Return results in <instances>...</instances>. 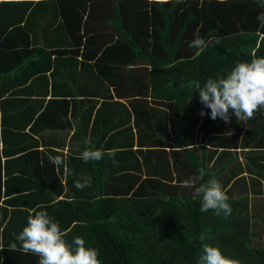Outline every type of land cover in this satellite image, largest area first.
Segmentation results:
<instances>
[{
  "label": "trees",
  "instance_id": "1",
  "mask_svg": "<svg viewBox=\"0 0 264 264\" xmlns=\"http://www.w3.org/2000/svg\"><path fill=\"white\" fill-rule=\"evenodd\" d=\"M261 12L256 0H0V264H38L9 247L34 208L59 222L69 242L79 236L96 248L101 264H196L204 243L238 264H264L251 228L264 215L250 211L247 194L223 189L232 209L225 218L201 212L200 198L184 186L200 168L204 181L217 176L210 154L194 145L198 127L221 147L219 158L250 144L249 169L264 175V109L246 125L234 115L226 124L200 115L210 110L192 87L264 57ZM196 35L211 41L202 52L189 47ZM123 91L133 113L112 99ZM143 96L151 98L144 112L134 105ZM131 115L141 137L135 149ZM149 117L147 131L141 125ZM71 123L80 146L64 157L48 143L54 134L39 131ZM123 135L128 140L117 142ZM86 147L115 152L116 163L107 155L85 163ZM57 155L66 171L49 162ZM78 169L90 187L73 190L69 171ZM228 179L218 182H237Z\"/></svg>",
  "mask_w": 264,
  "mask_h": 264
},
{
  "label": "clouds",
  "instance_id": "2",
  "mask_svg": "<svg viewBox=\"0 0 264 264\" xmlns=\"http://www.w3.org/2000/svg\"><path fill=\"white\" fill-rule=\"evenodd\" d=\"M152 2L165 4L169 0H152ZM256 2L264 7V0H256ZM256 19L264 27V12L259 13ZM210 44L211 41L206 42L196 35L189 43V47L202 52ZM192 87L193 91L198 92L200 103L210 110L205 113L202 108L201 116L207 114L211 119L220 118L227 124L234 115L238 123L246 125L248 120L255 117L256 112L264 109V57H254L249 62L238 61L226 76L208 78L203 86L196 83ZM105 155L116 163L115 152L111 150L105 152L90 147H86L81 152L80 159L87 163L99 161ZM48 160L54 167L64 163L60 155L49 156ZM206 174V170L200 168L196 175L184 181V186L193 188L194 196L200 198L201 212L211 210L217 216L222 214L227 218L232 212L228 203L229 197L216 179L209 178L204 181ZM90 186L89 180L74 182L77 190ZM42 207L44 206H38V208ZM67 235L68 233L61 229L59 222L55 221L47 211L34 208L27 218L26 226L15 236V242L9 247L13 251L22 250L26 254L37 256L38 264H101L100 254L96 248L86 246V241L79 236L69 242ZM196 264H238V262L225 256L218 247L204 243Z\"/></svg>",
  "mask_w": 264,
  "mask_h": 264
},
{
  "label": "crops",
  "instance_id": "3",
  "mask_svg": "<svg viewBox=\"0 0 264 264\" xmlns=\"http://www.w3.org/2000/svg\"><path fill=\"white\" fill-rule=\"evenodd\" d=\"M112 99L119 100L120 102L124 103V105L127 107L129 112L133 113L132 110L130 109L131 106L129 105L130 100H128L130 99V96H127L126 92L123 91L122 94L120 95L112 93ZM142 99H143V102L141 101L139 102V108L137 107L136 102L134 103V105H136V108L139 111L144 112V109L146 107L151 106V98L149 96H143ZM98 103L99 101L97 102V104ZM156 105L157 104L155 103V106ZM198 108H199V105H198ZM162 109H164L163 117L165 116V118L163 117L161 118V123L165 121L169 126L170 121L168 117L167 108L162 106ZM149 118L144 121V125H141V127H144V129H146L147 131L150 130L151 121L154 120V119H151V118L149 119ZM132 119L133 118L131 115L130 125H131V129L133 132V139H132L133 146L132 147L135 149L137 146L136 140L137 141L140 140L141 137L137 135V133L135 134L134 132L135 126L132 125ZM147 120H149L148 124L146 123ZM198 124H199V119L197 120L196 127L198 126ZM123 126L125 125L121 124V127ZM74 127H75V124L71 123L69 127L64 126L61 128H56L54 130H50L49 128H44L40 130L39 133H41L42 136L44 137H47L50 135L53 136L54 134L55 137L53 136L54 138H50L48 143L51 144L50 146L52 147L62 149V152L64 153V157H66L68 149H72V151H75L80 146V139H78L75 136ZM111 131H114V130L113 129L109 130V133ZM167 131L171 135L170 127H168ZM241 133H242V129L240 130V134ZM201 135H202V128L198 127L195 133L194 145H196L197 151H200V147H203V149H205L203 152L207 153L208 155L210 154V157L207 160V163L211 167V170L213 172L216 171L217 176L215 177V179L218 181V179H221L223 175L228 176L229 177L228 180L230 182L232 181V179H237V182L231 185H225L223 189H226L228 187L229 191H232L233 194L235 195L242 194V193L247 194L249 196V205H252L250 204L251 200L253 199L255 200V202H253L254 211H264V192L262 190V183L264 182V175L255 173L252 169H249V164H248L250 161L249 154L251 153V149H252L250 144H244V146H242V144L237 143L236 146H230L227 148L226 154L222 155L219 158L218 153L221 147L214 145L215 143L213 142L211 143L208 142L207 138L210 137L209 133H206L205 135H203V138L201 137ZM106 138L107 137H105V140ZM116 139H117V142H126L128 140V137L123 135ZM85 140L86 142L90 140V137L88 134H86ZM42 147H43L42 144L38 145V148H42ZM144 147L146 146H143V148ZM168 148H169L168 146H165V149H168ZM75 154L76 156H79V151H77V153ZM1 160H3L2 156H1ZM76 167L77 166L75 163L74 168L76 169ZM66 169L67 168H65L64 163H63L62 171H66ZM55 170L57 171L56 167H55ZM83 172H85V170L83 169H78L75 172H71L70 177L73 178L72 180L73 190H77L74 187V182L78 180L81 181ZM172 175H173V172H172ZM85 176L88 177V175H85ZM63 179H64V175L61 176L62 181ZM256 189H261V190L258 192H255ZM256 206H258V208H255Z\"/></svg>",
  "mask_w": 264,
  "mask_h": 264
},
{
  "label": "rangeland",
  "instance_id": "4",
  "mask_svg": "<svg viewBox=\"0 0 264 264\" xmlns=\"http://www.w3.org/2000/svg\"><path fill=\"white\" fill-rule=\"evenodd\" d=\"M253 202H255L254 199L251 200V202H250V204H252V205H250V210H251V212L254 213L255 211H254ZM255 208H258V206H256ZM261 215H264V211H261ZM251 221H252L251 222V228H253L259 232V234L252 237V243L264 245V221L258 222V220L256 218H252Z\"/></svg>",
  "mask_w": 264,
  "mask_h": 264
}]
</instances>
